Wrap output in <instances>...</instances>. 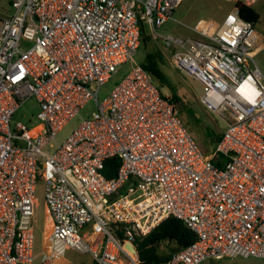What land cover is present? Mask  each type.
Listing matches in <instances>:
<instances>
[{
    "label": "built area",
    "instance_id": "1",
    "mask_svg": "<svg viewBox=\"0 0 264 264\" xmlns=\"http://www.w3.org/2000/svg\"><path fill=\"white\" fill-rule=\"evenodd\" d=\"M0 9V264H57L68 250L94 264H138V245L169 218L195 235L156 264L264 260V48L257 26L232 5L202 18L195 36L160 33L184 0H7ZM173 68L203 87L200 103L226 122L204 154L153 76L136 62L142 28ZM130 65L100 102L101 89ZM35 99L36 125L13 123ZM97 111L63 143L89 103ZM37 130V131H36ZM118 158L116 175L105 174ZM52 222L36 252V188ZM151 264H155L151 262Z\"/></svg>",
    "mask_w": 264,
    "mask_h": 264
},
{
    "label": "rangeland",
    "instance_id": "2",
    "mask_svg": "<svg viewBox=\"0 0 264 264\" xmlns=\"http://www.w3.org/2000/svg\"><path fill=\"white\" fill-rule=\"evenodd\" d=\"M231 6L232 5L224 3L221 0H184L174 13L175 21H170L165 24L160 29V33L163 35L172 33L185 36H195L182 24L192 27L201 18L222 20L224 14L231 10ZM252 8L260 15L257 28L264 36V0H259V2L254 4ZM0 9L9 12L10 7L7 0H0ZM151 52H160L163 55V58L160 61L161 69L167 78L165 83H161L157 79H155V83L159 86L161 93L167 98L171 100L173 96L179 98L176 102V109L179 117L192 134L200 150L204 154L210 155L216 147L215 137L221 136L223 131H225L226 122L218 114L210 112L204 108L200 103V97L203 94L202 85L184 71L173 68L170 65L168 60L169 53L160 40H154L152 38L147 44L142 43L135 56L136 62L144 63L146 61V55ZM255 60L264 74V48L257 54ZM129 71V64L120 68L119 73L101 89L99 95L100 102L106 100L110 96L115 86L128 74ZM96 111V104L93 102L89 103L60 133L58 142L63 143L73 130ZM38 113V103L35 99H30L16 112L13 117V123L16 124L22 122L27 125H36L39 123L36 120ZM45 192L44 183L39 181L36 188V209L34 216L37 253L42 249L45 232L52 222L46 203ZM134 250L135 253L132 254V256L137 261L136 248ZM158 252L159 254H169L171 253V249L166 246H161L159 247ZM60 264L94 263L89 254H83L75 250H68ZM125 264L130 263L127 262ZM217 264L226 263L218 262Z\"/></svg>",
    "mask_w": 264,
    "mask_h": 264
},
{
    "label": "trees",
    "instance_id": "3",
    "mask_svg": "<svg viewBox=\"0 0 264 264\" xmlns=\"http://www.w3.org/2000/svg\"><path fill=\"white\" fill-rule=\"evenodd\" d=\"M237 6L240 10V16L246 21L252 22L257 26V23L260 20V15L250 6H246L242 3L237 4ZM148 34L149 33L147 29L143 27L141 33L142 43L147 44L152 40V37ZM162 58L163 55L160 52H151L146 55V61L144 63H141V65L153 76L154 81L155 79H157L161 83H165L167 81V78L165 77V74L161 69L160 61L162 60ZM178 99L179 98L175 96L172 97V100L169 99L175 106V108ZM215 140L216 143H218L221 140V136L215 137ZM120 163L121 162L118 158H114L108 161L105 170L106 176H115ZM195 241L196 235L189 228H187V226L181 220L176 218H169L168 220L163 222L157 229H155L149 235L139 241L138 245L135 246L137 253V262L138 264H151L150 262L156 264L159 262L168 261L174 253H177L189 247ZM143 245H146V248H144L143 250H139L138 248ZM161 246L170 248L171 253L159 254L158 249Z\"/></svg>",
    "mask_w": 264,
    "mask_h": 264
},
{
    "label": "crops",
    "instance_id": "4",
    "mask_svg": "<svg viewBox=\"0 0 264 264\" xmlns=\"http://www.w3.org/2000/svg\"><path fill=\"white\" fill-rule=\"evenodd\" d=\"M205 19H213V18H205ZM217 144V143H216ZM63 260L59 261L57 264H60ZM218 262H225L226 264H264V260L257 259H223L220 261H212L206 262L204 264H217Z\"/></svg>",
    "mask_w": 264,
    "mask_h": 264
},
{
    "label": "water",
    "instance_id": "5",
    "mask_svg": "<svg viewBox=\"0 0 264 264\" xmlns=\"http://www.w3.org/2000/svg\"><path fill=\"white\" fill-rule=\"evenodd\" d=\"M144 248H146V245L140 246L138 249H139V250H143ZM126 249H127L131 254H134V253H135L134 247H133V245H131L130 243H127V244H126ZM150 263H151V262H150Z\"/></svg>",
    "mask_w": 264,
    "mask_h": 264
}]
</instances>
